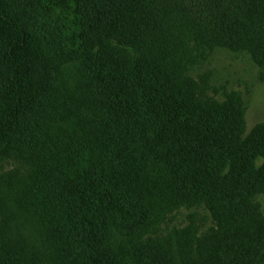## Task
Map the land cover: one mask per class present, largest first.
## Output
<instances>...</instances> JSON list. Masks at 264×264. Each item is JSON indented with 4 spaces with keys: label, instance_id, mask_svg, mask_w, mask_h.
Wrapping results in <instances>:
<instances>
[{
    "label": "trees",
    "instance_id": "1",
    "mask_svg": "<svg viewBox=\"0 0 264 264\" xmlns=\"http://www.w3.org/2000/svg\"><path fill=\"white\" fill-rule=\"evenodd\" d=\"M71 1L96 59L82 98L45 112L59 69L0 0V157L35 164L43 235L0 225V264H264V125L244 137L239 101H202L183 60L188 36L264 66V0ZM200 202L218 227L182 238L177 263L146 234Z\"/></svg>",
    "mask_w": 264,
    "mask_h": 264
},
{
    "label": "rangeland",
    "instance_id": "2",
    "mask_svg": "<svg viewBox=\"0 0 264 264\" xmlns=\"http://www.w3.org/2000/svg\"><path fill=\"white\" fill-rule=\"evenodd\" d=\"M5 1L11 14L37 36L51 66L59 69L54 90L46 98L45 112H52L51 106L57 102L70 108L87 91L97 52L76 40L75 28L71 29L75 18L72 1ZM185 42V76L196 83L202 101L225 103L230 98L237 99L243 113L244 137L264 125V66L258 64L246 49L208 47L188 36ZM4 76L0 61V88ZM53 121L56 129L60 123ZM50 126L51 123L48 128L46 124L43 130L48 131ZM20 153L10 150L8 155L0 157V225L15 229L14 237L22 233L34 242L31 238L40 240L43 237L34 207L27 205L34 200L35 164L18 156ZM257 203L264 214V196ZM217 225L206 202L185 204L167 209L146 237L158 242L178 263L182 238L188 236L196 243L210 235Z\"/></svg>",
    "mask_w": 264,
    "mask_h": 264
}]
</instances>
